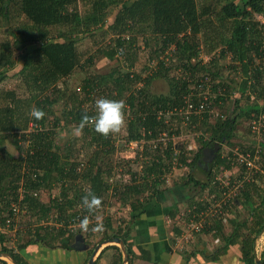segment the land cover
I'll return each mask as SVG.
<instances>
[{
    "label": "trees",
    "instance_id": "1",
    "mask_svg": "<svg viewBox=\"0 0 264 264\" xmlns=\"http://www.w3.org/2000/svg\"><path fill=\"white\" fill-rule=\"evenodd\" d=\"M79 2L89 4L83 15L78 10ZM115 9L118 10L112 20L107 22L108 15ZM11 10L32 26L36 37L28 41L19 40L20 45L26 47L18 57L22 62L19 73L26 87L27 97L23 100L15 97L11 91L6 92L0 107V137L2 134L10 135L16 148V154H11L1 147L0 138V227L5 219L12 216L8 209L10 202L19 204L21 209L25 207L30 216L47 225L29 228V238L24 242H17L16 249L5 244L6 234L0 232V241L4 244L0 253L9 254L17 264H26L21 252L34 243L40 242L53 248L59 240L60 248L70 250L72 238L75 237L69 228L70 224L77 218L81 220L85 215L93 217L96 210L89 211L84 207L82 197L92 193L100 198L102 204L104 193L111 191L115 202L129 206V221L126 223L122 220L113 224V219L107 217L104 223L95 224L101 235L98 243L119 238L124 245L127 264H134L135 259L147 264H160V260L152 259L149 252L140 245L136 247L139 255L132 250L133 233L135 229H139L140 223H144L141 216L150 213V208H159L163 198L161 196H166L162 193L167 194L170 203L190 204L213 180V166L222 165L225 169H230L229 160L217 154L208 168L206 178L200 180L193 172H203L198 163L202 157V148L193 152L190 158L186 149L181 144H176V168L186 167L189 172L176 180L173 183L175 188L171 187L172 190L169 191L171 188L166 187L160 177L171 166V148L150 153L146 147L143 155H150L154 160L144 165L141 180L136 182L135 177L139 173L128 169V180H118L122 186L118 181L110 186L107 179L113 176L115 164L111 156L116 150L114 136L118 133L104 137L92 125L86 124L81 130L88 139V144L94 145L95 150L90 158L81 161L74 155L71 145H65L62 149L64 153L56 146L55 128L60 120L51 118L54 126L47 128L51 107L57 101L56 97H65V81L74 71H86L93 64L94 56L78 50L81 36L94 39L99 34L94 32L101 29V37L109 34L113 37L110 44L99 46L96 55L120 62L116 54L119 48H124V62L129 69L123 74L114 69L106 75H88L79 87L84 100L76 102L79 97L77 93L69 98L70 109L66 114L70 123L79 127L82 117L95 115L97 98L123 99L127 105L125 111L128 110L133 115L127 122V132L123 137L129 141H137L143 134L147 140L155 139L157 133L167 126L163 119H156L154 112L160 107L179 108L183 104V96L190 92V87L196 85L199 78L206 74L212 78L213 93L218 90L221 93L216 94L215 103H232L233 115L210 124V116L205 113L202 129L210 133L211 139L202 144L205 147L212 142L228 143L234 136L239 119L249 122L252 113L264 111V21L257 19L258 16L264 18V0H243L241 4H235V0H203L200 5L197 0H0V28L3 22L9 20ZM201 44L207 54L219 47L216 57L205 64L201 60L196 62L202 50ZM1 49L8 56L0 54L2 78L8 70L14 68V51L7 44ZM137 51L148 55V58H152V54L162 55L168 51L167 61L160 60L156 72L142 78L141 73H136L133 69V54ZM193 59L195 63L192 62ZM223 60L231 63L227 69L219 66ZM145 66L144 69L149 70L147 62ZM230 73L232 74L229 76ZM165 74L171 75L169 95L149 96L147 89L151 82ZM238 74L239 81L231 77ZM141 81L142 87L134 88L133 91L132 87ZM127 91L131 92L126 98L123 95ZM92 94L94 96L91 97ZM251 94L255 95L256 100L250 104ZM8 100L14 103L13 108L8 106ZM20 100L24 102V107L31 101L35 102L36 110H41L44 115L37 118L34 114L29 116L26 111L22 114L20 111L25 108ZM92 100L91 108L84 106L85 102ZM31 120L41 129H33L27 134ZM198 123L194 117L187 128L191 130ZM262 146L264 147V143ZM237 166L238 175L241 176L244 168ZM151 172L156 175L153 181L146 178ZM257 179V182L244 184L243 190L231 206L232 213L235 214L227 221L231 232L221 235L223 243L213 253L208 255L203 252L206 259L218 260L229 247L238 245L240 263H256L255 240L264 227V180L261 176ZM56 186L60 188L58 197L43 202L41 192L50 191ZM183 187L187 188L186 193H182ZM179 190L181 194L177 193ZM154 200L159 205H152ZM78 205L80 208H77ZM240 206L245 212L234 213ZM172 209L167 210L173 218ZM122 223H125L124 228ZM172 240L174 241L173 238ZM110 247L118 250V256L112 264H122L123 254L120 249ZM101 253L103 250L94 264ZM259 257L260 263L264 264V247ZM0 264L7 263L0 259Z\"/></svg>",
    "mask_w": 264,
    "mask_h": 264
},
{
    "label": "rangeland",
    "instance_id": "2",
    "mask_svg": "<svg viewBox=\"0 0 264 264\" xmlns=\"http://www.w3.org/2000/svg\"><path fill=\"white\" fill-rule=\"evenodd\" d=\"M203 0H197L198 4H202ZM243 2V0H235V4H241ZM123 6V5H122ZM89 7V4L86 3V5H84L82 2L78 3V10L80 12L81 15H83L84 11ZM118 9L113 10L107 17V22H110V20H112L114 13L117 11ZM258 20L260 21H264V18H262L261 16L257 17ZM104 30V29H103ZM95 34H98L97 36H95V38H90L89 36H81L80 42L78 43V50L79 51H83L91 54L92 56H94V60H93V64L91 65V67L89 69H86V71H82L79 69H76L74 71V73L72 74L71 77H69V79H67L66 82V86H65V97H56V102L53 104V106L51 107V114H50V120L48 121V127L47 128H53L54 124L52 123V119L56 120L59 119L60 123L59 125L55 128V144L56 146H58L60 149V152L64 153V150H62L66 144L71 145L73 152L75 153L74 155L76 157H78L79 160L81 161H85L86 159L90 158V156H92L93 151L95 150L94 145H89L88 144V139H86V137H84L82 130L77 131V129L79 127L73 125L72 123L69 122V118L67 117V112L70 109V106L68 105V101L70 102L69 98H73L74 94H76L78 97L76 102L79 101H83L84 97H83V93L82 91H79V87L82 86L83 84V80L85 78L88 77V75H106V74H110L114 69L117 70V72L120 73H124L128 71V67L126 65H122L117 59H114L112 61H109L103 57H100L97 54V50L99 48V46H101L102 44H106V42L108 40H111V38L113 37L112 35H106V36H100L101 34V29L96 30L94 32ZM36 37V33L33 31L32 26L27 23L26 20H24V18L18 14L13 13V11L11 10V15L9 17V20L6 22H3L2 27L0 28V54H5L6 57L7 53L4 51V49H1V47L4 44H7V46L14 51L12 54V60L14 61V68L11 70H8L5 73V77L2 76L1 78V74H3L1 68H0V107L3 104L4 101V95L6 92H13L16 96L19 97H27L26 95H28L26 92V87L23 83V81L21 80V76L19 73V70L21 68V60L19 59V55L21 54V51L26 50V47L23 45H20L19 40H31L32 38ZM104 37V38H103ZM140 43L141 40L139 41ZM202 47L200 50V56L196 58V62H203L204 64L209 62L210 60H212L213 58L216 57L217 53H218V48H216V50L210 52L207 54V51H205L204 46L201 44ZM32 47L27 49H31ZM141 54L139 51H137V53L135 52L133 54V59H134V72L136 73H141L140 75L142 76V78L145 77V75H147L148 73H146V71H148V69H144L146 68L145 63L147 62V58L145 57V55ZM159 54H152V58H155V60L159 59ZM202 57V58H201ZM211 58V59H210ZM210 59V60H209ZM201 60V61H200ZM209 60V61H208ZM195 63V60L193 59V61ZM230 61L229 60H223L219 63V66L223 69H227L229 66ZM143 70V71H142ZM232 73L229 74V76ZM116 76V74H115ZM233 79L239 81L240 77L239 74L236 75V77L231 76ZM170 78L171 75L170 74H165L163 75V77H160L158 79H155L154 81L151 82L150 86L148 87V95L153 96V97H162V96H167L170 93L171 90V82H170ZM65 84V83H64ZM143 85V81H141L139 84H137V86L132 87L133 91L134 88H141ZM132 91V89H131ZM131 91H127L123 96L127 98L128 93ZM80 92V93H79ZM234 97H237V95H233ZM98 97V95L96 94V98ZM123 97V98H124ZM21 99H25V98H21ZM123 100V99H120ZM124 101V100H123ZM8 106L13 108V102L8 100ZM86 105V102L84 103V106ZM86 106H90L89 102L87 103ZM127 106V105H126ZM25 111L29 114V116L32 117V115L34 114V110H36V104L35 102L31 101L29 105L25 106ZM137 110V109H136ZM215 112L219 115H223L222 118L220 117H210L209 119V123L212 124L215 121L219 120L220 122L222 120H224L225 117L227 116H232V103H230L229 105H225V104H216L215 106ZM133 115H131V113L127 110L125 111V125L121 128V130L118 132V136L119 138H122V136L125 135L126 131V127H127V122L128 120L132 117ZM52 118V119H51ZM175 121V120H174ZM177 123V122H175ZM181 131H180V135L178 137L175 138V142L178 144H181L183 146V148L186 149V151L188 152V156L191 158V155L193 154V152H195L198 148H202V152L207 151L208 154H213L215 157L217 156V154H220V156H227L229 154V152L233 151L235 148H249L254 144V139L253 136H251L250 131H249V127H248V121L245 119H239L238 123H236V131L234 133V136L229 140V142H222V143H217V142H212V144L207 145V146H203L202 142L203 140L205 142L209 141L211 139L210 133L204 131L202 129V121H200L198 123V129H191V130H187V128L182 125ZM184 126V127H183ZM33 129H30L29 131H26L27 134H30V132H32ZM117 135H115L114 137H117ZM1 147L5 148L8 152H10L11 154H16V148L15 145L12 143V138L10 135H6V134H2L1 135ZM201 137H203L202 139H200ZM29 142V141H28ZM116 147L115 152L112 154L111 158L114 161L113 164H115L114 166V171H113V176H112V180H107V184H109L110 186L115 185V182H117L119 179H127V172L128 169H131V171L133 172H142V168L144 167V165L146 164V162H148L147 160H144V157H140L138 154V152L136 151V154H133L131 151L129 150H125L122 145L120 143ZM231 144V145H230ZM264 149V147H263ZM212 152V153H211ZM74 158V157H72ZM189 158V159H190ZM125 160V161H123ZM126 168V169H124ZM189 172L188 168H182V169H177L175 170L172 175L170 176L169 179V188H175L173 187V183L176 180H180V178L182 176H185L187 173ZM195 177L197 179L203 180L204 176L202 173H200L199 171H194L193 172ZM212 173L214 176L218 175V168L214 167L212 168ZM118 184L120 186H122V184H120V182L118 181ZM124 184V183H123ZM172 188L169 190L171 191ZM184 188V187H183ZM187 188L182 189V193H186ZM178 194H181L180 190L177 191ZM60 194V188L58 186H56L55 188H53L50 191H42L41 192V200L43 202H48L51 198L53 197H58V195ZM165 194L167 196L166 193H162ZM161 194V195H162ZM164 196V195H162ZM204 196V192L200 195H198L197 198H201ZM196 197V196H195ZM113 195L112 192H106L104 193L103 197H102V204L99 205V207L96 208L95 213L93 215L92 218L89 219V221L91 223L87 224V229L91 230L93 228V226H95V224L100 225L102 223L105 222L107 217H111L113 219V224L117 223V221L122 222V220H125L124 222H128L129 221V206H122L120 203H117L113 200ZM156 199V198H155ZM156 200H160L159 198H157ZM161 203V207L163 209L162 206H166V204H169L170 201L167 202H160ZM155 204H158L155 202V200L153 201V204L155 206ZM185 203H180V207L179 210L183 209L185 206ZM159 205V204H158ZM158 207V206H157ZM77 208H80V205L77 206ZM156 207L150 208L151 213L155 211ZM153 210V211H152ZM178 210V212H179ZM177 212V211H176ZM177 212V213H178ZM244 213L245 210L241 207V208H237L236 210H234V213ZM18 214L17 215V220H16V226H20V228L22 229L21 233H18L15 235L14 232H12L14 229H0L1 233L6 234V241L5 243L7 244L8 247H12L15 246V244L17 242H24L26 241L29 236H28V229L29 228H34L36 225H40L42 224L43 226L47 225L43 222L37 221L36 219H34V217L30 216L29 214ZM235 215V214H233ZM175 218V215H174ZM52 223V222H51ZM176 223H178L176 220L172 219L170 222H167L166 219L164 221V225L166 228V231L169 232L170 230H172V228L176 225ZM52 225V224H51ZM125 223H122L121 226L122 228H124ZM15 226V227H16ZM59 227V225H57ZM227 226V225H226ZM56 228V227H55ZM70 230L72 233L75 234V237L72 238L73 243L75 241V239H77L78 237L82 238L86 244V248L89 251V254L92 255L95 247L100 244L98 243L101 235L98 232V234L96 233H92L91 231L89 232L87 231H83L79 224L77 222L71 223L70 224ZM227 231L226 234H229L231 231V228L228 226L226 228ZM225 231V230H224ZM223 231V234H224ZM170 235V233H169ZM196 236L191 237V239L189 238V242L186 244L185 248L181 251V252H186L189 253L192 250H194L196 247L194 246L195 243L192 242V240H195ZM210 238L207 237V239L203 242L206 243L207 245L205 246L206 252L208 253H213V249H215L217 244H212L209 240ZM19 240V241H18ZM135 240V239H134ZM72 243V244H73ZM44 245V244H43ZM110 246H116L118 248H120V245L118 243H106L103 244L100 249L97 252L96 257L99 255L100 251H102L104 248V250H106L107 248H113ZM48 247V246H46ZM48 248H52V247H48ZM53 248H60V242L59 240H57V245ZM103 250V251H104ZM179 250V249H178ZM177 249L176 251L179 252ZM92 251V252H91ZM205 252V251H204ZM102 259V260H100ZM96 264H112L114 258L109 257V256H105L103 258H100ZM124 259V256H123ZM123 261V260H122Z\"/></svg>",
    "mask_w": 264,
    "mask_h": 264
},
{
    "label": "built area",
    "instance_id": "3",
    "mask_svg": "<svg viewBox=\"0 0 264 264\" xmlns=\"http://www.w3.org/2000/svg\"><path fill=\"white\" fill-rule=\"evenodd\" d=\"M127 38L128 37L126 36L125 39ZM106 43L110 44V40H108ZM141 49L144 50V47H141ZM167 52L168 51L163 52V54L159 56L158 60H155V58H148V55H146L145 57L147 58V66L149 67V70L146 71V73L150 74L152 72H156L159 61H167ZM116 57L120 60L122 65H125L124 48L118 49ZM190 88V92L183 96V104L179 108L174 107L165 109L160 107L156 110V112H154L156 119H163L164 124L167 126L165 129L157 133V138L147 140L143 134L142 137L137 141H129L123 136L122 138H119L118 135L117 137H114L115 147L119 145L117 143H120L125 150H129L133 154H136L137 151L141 158L144 157L143 159L148 161L146 163H150L151 160H154L150 155H143L146 147L150 153L158 150L163 151L167 147H170L172 150V157L170 160L171 166H169L168 171H166L165 174L160 177L161 181H164L163 184L166 187L169 186L170 176L175 170L178 169L175 165L176 155L178 154V150L175 147L176 144L178 145V142H175V138L180 135V128H182L181 124L187 128L192 118L195 117L197 121L200 122L204 119L203 115L205 113L210 117H223V115H219L215 112L216 104H222L220 101L215 103V97L216 94L221 95V93H219V90L217 93H213V81L209 75L205 74L199 78L198 83H196V85H192ZM92 96L94 95L92 94L91 97ZM249 100L250 104L253 103L256 100L255 95L251 94ZM89 105L90 106H87L88 108L93 106V100L89 101ZM250 118L251 119L248 122V127L251 136H253L254 144L249 148H235L233 151H231V155L223 156L229 160V165L231 168L225 169L222 165L217 166L218 175H213V180L209 183L208 188L203 191L204 196L201 198H197L198 196H196L193 202L190 204L185 203L184 205L187 206L179 210V212L177 210L178 213L175 214V218L170 216L166 218L167 222H170L172 219L178 222L174 227H178L180 232L179 234L174 235V248L182 250L183 245L187 244L189 238L193 237L195 234H212V232L215 231L213 230L214 223L217 221L227 223V221L233 216L231 206L237 196L243 190L244 184L254 182L258 175H264V150L262 146V143H264V111L260 110L258 114L252 113ZM88 124L92 125L91 123ZM197 125L198 124L193 125L191 129L197 128ZM30 129L40 130L41 128L40 126L34 124V122L31 120L28 123V128L26 131H29ZM202 138L203 137L200 139ZM203 142L205 141L203 140ZM236 164L239 166L241 165L244 168L241 176L238 175L239 168ZM143 173L144 171L142 168V172H140L135 177L136 182L141 180L140 178L144 175ZM155 177V173L151 172V174L149 173L146 178L152 179L153 181ZM109 180H112V177ZM8 209L10 212H12V216L3 221L0 229H14L12 232H14L15 235L21 233L22 229L20 226H16L15 224L18 214L27 213L26 208L24 207V209H21L19 204L10 202ZM194 212L196 215H193ZM187 215H191L192 219L190 221L185 220ZM85 217L88 219V224L91 223L89 219L92 218V216L85 215L84 218ZM81 220L77 218V220L73 221V223L77 222L83 231H87V228H82L80 223ZM88 231H91L92 233L98 232L95 226H93V228ZM3 245L4 244L0 241V248ZM263 247L264 227L255 240L254 253L256 258L260 256ZM11 248L16 249L15 246H12Z\"/></svg>",
    "mask_w": 264,
    "mask_h": 264
},
{
    "label": "crops",
    "instance_id": "4",
    "mask_svg": "<svg viewBox=\"0 0 264 264\" xmlns=\"http://www.w3.org/2000/svg\"><path fill=\"white\" fill-rule=\"evenodd\" d=\"M15 97L19 99H21L22 97L25 98L24 96L19 97L16 95ZM19 102L24 107V102L22 100H20ZM20 112H22L23 114L25 112V109H22ZM260 176L262 177V180H264V175H258L257 178H259ZM257 178L255 179V182H257L258 180ZM161 197H163L161 199V201L164 200L163 202L168 203L170 200L168 199L169 197ZM162 207L163 209L159 207L156 208L154 212H150L146 215L144 214L141 216V220L144 223H140L141 226L138 227L139 229H135L136 231L135 233H133L135 240L133 239L132 250L136 255H139L136 247L140 245L144 250L149 252L152 259L160 260V264H242L240 263V251L238 245L229 247L226 253L218 257V260H213L210 258L206 259L204 257L205 255L203 254V252H206L205 246L207 244L203 242L207 239V237L210 238L209 240L212 244H217L215 248L220 247L223 243L220 238L221 235H223L224 230V235H227L226 232L229 230H227L226 228L229 225L228 223H224L222 221H217L214 223L213 230L215 231L212 232V234H195L194 236H196V239L192 240V242L195 243L194 246L196 248L191 252H181L185 248L186 244L183 245L182 250L174 248L175 243L172 238L174 239V235L179 234V228L173 227L172 230L167 232L164 221L169 216V210L167 209H172L174 207V209L172 210L173 215H175L177 213L176 211L179 210L180 203H169L166 204V206ZM239 208H241V206ZM193 215H196V213L194 212ZM191 219V215H187L185 217L186 221H190ZM188 242L189 240L187 241V243ZM176 249L179 252H177ZM214 250L215 249H213V251ZM210 253L206 252L205 254L209 255ZM21 255L26 264H85V261L89 260L88 258L91 257L87 249H84L82 251H74L71 249L65 250L62 248H48L46 247V245H43L40 242L27 246L25 250L21 252ZM106 255L111 258L113 257L115 260V258L118 256V250L116 248H107L103 251V253H101L100 258H103ZM134 264L147 263L139 259H135Z\"/></svg>",
    "mask_w": 264,
    "mask_h": 264
},
{
    "label": "clouds",
    "instance_id": "5",
    "mask_svg": "<svg viewBox=\"0 0 264 264\" xmlns=\"http://www.w3.org/2000/svg\"><path fill=\"white\" fill-rule=\"evenodd\" d=\"M125 108L126 105L123 100H113L105 97L97 98L95 100V115H85L82 117L77 131L81 130L86 124L91 123L94 130L104 137H108L110 134L118 133L125 125ZM34 115L39 118L42 117L44 113L37 109L34 110ZM82 203L84 207H86L89 211H92L99 207L101 201L99 197L89 193L88 195L82 197ZM80 223L82 228L86 229L88 224L87 217L81 220ZM104 242L101 244H106Z\"/></svg>",
    "mask_w": 264,
    "mask_h": 264
},
{
    "label": "water",
    "instance_id": "6",
    "mask_svg": "<svg viewBox=\"0 0 264 264\" xmlns=\"http://www.w3.org/2000/svg\"><path fill=\"white\" fill-rule=\"evenodd\" d=\"M214 159H215V156L213 154H210V153L208 154L207 151L202 152V157H201V159L199 160L198 163H199L200 168L203 169V172L199 171V170H196V171H199L200 173H202L203 176H204V179L206 178L208 168L211 166V164L213 163ZM110 242H115V243H118L120 245V249H121L122 254L124 256L122 264H127V258H126V254L124 252V245H123L122 240L119 239V238H115L114 240H107L104 243H110ZM101 246H102V244H99V245H97L95 247V249H94L91 257L89 258L87 264H94L95 255H96V253L98 252V250H99V248ZM70 249L74 250V251H82V250L87 249V248H86V244H85L84 240L82 238L78 237L77 239H75L74 243L70 246ZM259 258L260 257L256 258V263L255 264H261ZM0 259L5 261L7 264H17L13 260V258L9 254H6V253H0Z\"/></svg>",
    "mask_w": 264,
    "mask_h": 264
}]
</instances>
